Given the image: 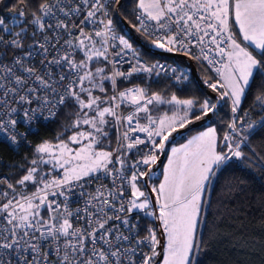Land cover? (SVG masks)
Returning a JSON list of instances; mask_svg holds the SVG:
<instances>
[{
    "label": "snow or ice",
    "instance_id": "snow-or-ice-1",
    "mask_svg": "<svg viewBox=\"0 0 264 264\" xmlns=\"http://www.w3.org/2000/svg\"><path fill=\"white\" fill-rule=\"evenodd\" d=\"M122 6L17 0L0 14V144L31 149L11 165L22 170L15 183L0 176V264H201L214 180L230 169L264 178V0H136L132 28L214 68L220 79L204 83L215 102L121 88L189 79L117 32ZM62 115L55 136L40 137ZM215 117L223 134L208 127L171 148L163 180L150 183L174 134Z\"/></svg>",
    "mask_w": 264,
    "mask_h": 264
},
{
    "label": "trees",
    "instance_id": "trees-1",
    "mask_svg": "<svg viewBox=\"0 0 264 264\" xmlns=\"http://www.w3.org/2000/svg\"><path fill=\"white\" fill-rule=\"evenodd\" d=\"M16 2L17 0H5L7 7H11ZM122 4L119 14H113L117 32L120 35H125L134 47L145 55V59L151 61L165 59L175 63L178 69H182L189 76L188 81L180 84H176L164 76L159 79L153 77L145 81L141 80V82L147 85L150 90L161 91L166 96L175 93L182 99L199 98L201 100L211 96L215 102L216 94L212 93L204 83L206 78L211 77L208 71L191 59L188 64L183 54L163 53L153 49L150 43H147L131 26L135 23L136 0H122ZM7 7L0 5V14L6 12ZM234 30L239 37L235 25ZM137 39L144 45H140ZM205 87L211 94L205 91ZM257 91L258 87L254 84L249 93V102ZM245 107H247V103ZM158 110L159 113L165 112L168 110V105L158 106ZM227 111L225 107L220 113V116H223L225 120L228 118L225 115ZM153 114L157 113L153 112ZM65 119L62 115L50 125L41 127L40 137L55 136L56 132L61 129V121ZM217 121H219V117L195 122L186 129L180 130L171 143L185 142L193 131L206 125L217 127L218 133L222 135L224 129L221 124L223 122L219 121L218 123ZM40 137L31 136L33 142H36ZM113 146H115L114 137ZM166 151L162 156L160 155L156 166L161 165ZM0 155V174H5L11 182L15 183V180L22 174V170H17L11 165L24 163L25 155L31 157V149L19 150L18 154L3 143L0 144ZM209 198L210 207H207L205 212L206 225L203 228L202 245L206 251L201 257V264H261V257L264 256V178L253 177L239 169L223 171L214 180L206 199Z\"/></svg>",
    "mask_w": 264,
    "mask_h": 264
},
{
    "label": "rangeland",
    "instance_id": "rangeland-1",
    "mask_svg": "<svg viewBox=\"0 0 264 264\" xmlns=\"http://www.w3.org/2000/svg\"><path fill=\"white\" fill-rule=\"evenodd\" d=\"M150 46L152 47V45L150 44ZM153 48V47H152ZM153 49H155V48H153ZM155 50H157V49H155ZM159 52H163V53H167V52H164V51H161V50H158ZM163 113V112H162ZM170 114V113H169ZM155 115V114H154ZM208 127H213L212 125H206V126H204V127H202V128H200V129H197V130H195V131H193L189 136H188V138L185 140V142L187 143V140L188 139H190L192 136H194V135H197L198 133H200V132H202V131H205ZM184 142H182V143H171L168 147H167V151H166V154H165V156H164V158H163V161H162V163H161V165H159V166H154V169H155V172H156V176L152 179V181H150V183H155V184H159V182L161 181V180H163V171H164V167H165V165L167 164V162H168V155L171 153V148H173V147H176V148H179L180 147V145H182ZM73 147H75V145H73ZM159 232H158V237H159ZM161 237V236H160ZM161 239V242H162V244L164 243V238L163 237H161L160 238ZM159 251H161V253H162V249L160 250V249H158ZM162 255H161V258H160V260L162 261Z\"/></svg>",
    "mask_w": 264,
    "mask_h": 264
},
{
    "label": "built area",
    "instance_id": "built-area-1",
    "mask_svg": "<svg viewBox=\"0 0 264 264\" xmlns=\"http://www.w3.org/2000/svg\"><path fill=\"white\" fill-rule=\"evenodd\" d=\"M135 15H136V13H135ZM155 61H160L161 63H166V64H169V65H172L173 67H177V65L175 63L169 62V61H167L165 59H155L152 62H155ZM198 63L201 64L208 71V73L211 75V77L213 78L214 81L217 80V79H220V77L215 73L214 68L212 70H209L206 62L205 63L198 62ZM124 68L126 69L127 65H125ZM177 74H179V72ZM133 79L135 81H132ZM141 80L145 81V80H148V78H145V77H140V78L133 77V78H131V83H129L128 81L121 80L120 86H121V88H123V87H130V86H132V84L145 85L144 83L141 82ZM29 139L32 140L31 136L29 137ZM4 144L6 146H8L10 149H12L7 143H4ZM22 149H26V148H20L19 150H22ZM0 176L7 177L5 174H0ZM73 207H75V205H73Z\"/></svg>",
    "mask_w": 264,
    "mask_h": 264
},
{
    "label": "water",
    "instance_id": "water-1",
    "mask_svg": "<svg viewBox=\"0 0 264 264\" xmlns=\"http://www.w3.org/2000/svg\"><path fill=\"white\" fill-rule=\"evenodd\" d=\"M137 41L140 43V45H144L143 42L140 41L139 39H137ZM184 57H185V56H184ZM185 59H186V62H187L188 64H190V59L187 58V57H185ZM205 91H207L208 94H211V92L208 90L207 87H205ZM214 97H216V95H215ZM176 136H177V134H174V137H176ZM172 140H173V139H172ZM162 155H163V154H161V156H162ZM159 238H161V237H160V234H159ZM161 249H162V248H161ZM161 249H160V250H161ZM160 258H161V256L158 257V260H160Z\"/></svg>",
    "mask_w": 264,
    "mask_h": 264
},
{
    "label": "crops",
    "instance_id": "crops-1",
    "mask_svg": "<svg viewBox=\"0 0 264 264\" xmlns=\"http://www.w3.org/2000/svg\"><path fill=\"white\" fill-rule=\"evenodd\" d=\"M237 30H238V28H237ZM241 40H242V38H241ZM244 44H246L247 42H243ZM186 142H184L183 144H185Z\"/></svg>",
    "mask_w": 264,
    "mask_h": 264
}]
</instances>
